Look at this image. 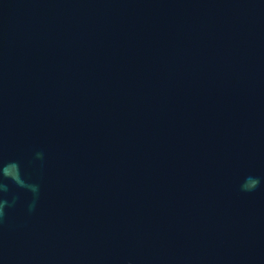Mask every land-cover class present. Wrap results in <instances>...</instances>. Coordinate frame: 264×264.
<instances>
[{
  "label": "water",
  "instance_id": "95a60500",
  "mask_svg": "<svg viewBox=\"0 0 264 264\" xmlns=\"http://www.w3.org/2000/svg\"><path fill=\"white\" fill-rule=\"evenodd\" d=\"M0 264H264V0H0Z\"/></svg>",
  "mask_w": 264,
  "mask_h": 264
},
{
  "label": "clouds",
  "instance_id": "9594fccd",
  "mask_svg": "<svg viewBox=\"0 0 264 264\" xmlns=\"http://www.w3.org/2000/svg\"><path fill=\"white\" fill-rule=\"evenodd\" d=\"M14 179H18V177H14ZM259 184L258 179H249V182L245 185L247 188H255Z\"/></svg>",
  "mask_w": 264,
  "mask_h": 264
}]
</instances>
